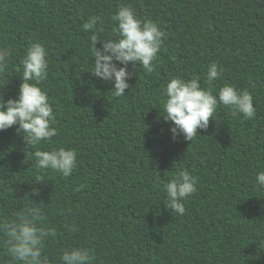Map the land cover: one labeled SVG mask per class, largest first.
Masks as SVG:
<instances>
[{
    "label": "trees",
    "instance_id": "obj_1",
    "mask_svg": "<svg viewBox=\"0 0 264 264\" xmlns=\"http://www.w3.org/2000/svg\"><path fill=\"white\" fill-rule=\"evenodd\" d=\"M121 3L159 20L169 36L155 70L138 66L125 96L116 98L111 83L89 73L91 33L81 25L108 18ZM102 27L112 35L110 23ZM4 33L15 66L29 44L44 43L49 74L41 86L57 135L42 147L78 153L71 176L40 172L15 126L0 131V179L14 183V198L30 193L27 182L40 174L41 194L31 198L49 202L58 226H79L76 234L61 228L48 255L90 245L95 264H264V188L255 180L264 170V0H0ZM211 61L223 68L215 87L247 89L256 116L232 117L221 107L192 142L173 139L171 122L160 116L162 86L179 75L198 76L207 87ZM19 82L9 79L5 100L15 98ZM182 169L196 178L197 191L180 216L162 204V188ZM0 205L11 211L8 201ZM6 260L0 252V264Z\"/></svg>",
    "mask_w": 264,
    "mask_h": 264
},
{
    "label": "clouds",
    "instance_id": "obj_2",
    "mask_svg": "<svg viewBox=\"0 0 264 264\" xmlns=\"http://www.w3.org/2000/svg\"><path fill=\"white\" fill-rule=\"evenodd\" d=\"M105 23H110L112 35L103 34ZM81 29L91 33L89 73L104 83H111L110 91L116 98L125 96V89L130 88L128 81L138 66L146 72L155 70L158 53L169 36L159 20L141 18L127 3L118 4L108 18L90 17L82 23ZM6 39V33L0 34V131L15 126L17 135L22 138L24 153L27 150L29 162H34L36 169L69 177L77 167V151L71 147L50 150L42 147L57 135L53 107L47 91L41 86L48 79V51L43 42L34 41L24 49L15 66L12 65L15 49L3 43ZM222 73L223 68L211 61L205 72L207 87L201 86L198 76L185 79L179 75L170 77L162 86L164 100L160 116L165 122H171L169 132L173 139L182 135L192 142L198 129H207L210 119L221 107L227 108L232 117L251 120L256 116L253 96L247 89L240 90L228 83L215 87ZM13 76L20 81L17 94L5 100L4 89ZM255 180L258 187L264 188V170L257 172ZM44 182L37 174L34 181L27 182L32 185L31 192L17 199L14 194L18 189L12 186L14 183L0 179V200L8 201L11 208L8 212L0 205V252L7 258L4 264H95L96 250L90 245L63 247L55 256L47 254V249L60 236L61 228L76 234L79 226L75 222L58 226L52 219L49 202L31 198L40 196L41 189L36 185ZM162 191L165 208L182 216L186 201L197 191V180L188 170L182 169L163 185Z\"/></svg>",
    "mask_w": 264,
    "mask_h": 264
}]
</instances>
